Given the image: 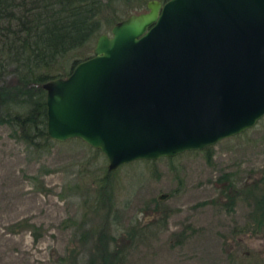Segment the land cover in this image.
Segmentation results:
<instances>
[{"label":"water","instance_id":"water-1","mask_svg":"<svg viewBox=\"0 0 264 264\" xmlns=\"http://www.w3.org/2000/svg\"><path fill=\"white\" fill-rule=\"evenodd\" d=\"M42 87L48 137L110 172L203 150L264 117V0H149Z\"/></svg>","mask_w":264,"mask_h":264},{"label":"rangeland","instance_id":"rangeland-1","mask_svg":"<svg viewBox=\"0 0 264 264\" xmlns=\"http://www.w3.org/2000/svg\"><path fill=\"white\" fill-rule=\"evenodd\" d=\"M10 132L0 124V264H66L71 253L84 264L78 227L102 224L84 200L105 157L72 139L52 140L35 156ZM212 151L211 164L198 150L153 160L151 171L142 160L118 170L116 245H129L132 229L141 232L127 264H264V225L254 228L264 192V117ZM222 173L237 191L233 212L222 206Z\"/></svg>","mask_w":264,"mask_h":264},{"label":"trees","instance_id":"trees-1","mask_svg":"<svg viewBox=\"0 0 264 264\" xmlns=\"http://www.w3.org/2000/svg\"><path fill=\"white\" fill-rule=\"evenodd\" d=\"M147 1L0 0V124L10 127V136L22 142L30 153H36L35 156L41 149L49 148L52 139L46 133L43 83L67 76L78 62L90 57L101 33L124 19L122 17L146 10ZM70 141L82 144L79 139ZM94 151L100 154L97 149ZM203 153L211 164L212 146L204 148ZM142 162L148 164L151 171L154 161ZM127 165L130 166L129 163L122 165L113 172L107 168L103 171L104 167L95 169L96 187L87 191L84 204H89L92 214L103 221L98 226L77 228L79 242L88 249L84 264H127L130 247L138 240L137 235H141L132 229L129 245L121 248L116 245L117 237L112 232L115 180L118 170ZM219 181L226 182L221 189L225 197L222 206L233 212L238 195L230 174L222 173ZM254 221V228L260 230L264 225L263 191L256 198ZM71 254L67 259L62 258L64 263H77L78 254Z\"/></svg>","mask_w":264,"mask_h":264}]
</instances>
